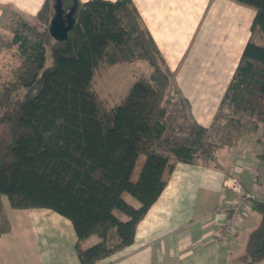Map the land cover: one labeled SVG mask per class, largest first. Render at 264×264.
<instances>
[{
	"label": "trees",
	"instance_id": "16d2710c",
	"mask_svg": "<svg viewBox=\"0 0 264 264\" xmlns=\"http://www.w3.org/2000/svg\"><path fill=\"white\" fill-rule=\"evenodd\" d=\"M75 2L67 40L51 36L55 0H45L8 45L17 57L0 89V236L11 230L4 197L13 209H49L72 223L80 263L97 264L133 244L177 163H195L201 150L213 158L223 144L196 122L133 0H62L65 15ZM237 2L256 15L223 103L260 131L264 164V0ZM139 61L149 74L109 106L94 85L101 66ZM251 207L260 220L235 264L264 260V202ZM92 236L100 241L83 248Z\"/></svg>",
	"mask_w": 264,
	"mask_h": 264
},
{
	"label": "crops",
	"instance_id": "0c3cea01",
	"mask_svg": "<svg viewBox=\"0 0 264 264\" xmlns=\"http://www.w3.org/2000/svg\"><path fill=\"white\" fill-rule=\"evenodd\" d=\"M44 2L0 0V18L12 12L34 18ZM133 2L189 100L196 122L208 128L211 140L218 143L213 131L224 107L231 112L223 99L252 35L256 10L237 0ZM228 117L232 119V113ZM236 124L241 130L243 126ZM257 135L254 130L240 132L210 161L177 163L138 224L133 244L97 264H234L260 216L251 206L246 208L235 232L223 240L224 217L217 207L231 196L224 187L228 175H238L248 189L256 187L255 171L261 165L257 156L263 150ZM2 200L11 230L0 236V264H81L70 220L49 209H13L6 197ZM127 201L140 206L131 196ZM99 241L92 236L82 246Z\"/></svg>",
	"mask_w": 264,
	"mask_h": 264
},
{
	"label": "rangeland",
	"instance_id": "374dc122",
	"mask_svg": "<svg viewBox=\"0 0 264 264\" xmlns=\"http://www.w3.org/2000/svg\"><path fill=\"white\" fill-rule=\"evenodd\" d=\"M34 18H27L15 12L6 13L0 18V89L5 80H12L11 69L16 61V51L9 43L11 42L15 30L21 27L22 22L31 23ZM261 39L259 38L258 41ZM149 74V68L145 62L139 61L133 64H115L110 65L104 63L98 74L95 77V89L100 97L107 102L109 106L116 105L128 93L130 87L141 75ZM228 106L219 113L218 119L220 123L214 128L213 139L218 141V144L227 145L234 141L236 136L242 133L252 134L254 128L247 124L237 125L228 116L231 115ZM240 130V131H239ZM246 130H249L246 132ZM255 131L254 133H259ZM183 136H178L177 141H183ZM213 141V140H212ZM214 142V141H213ZM210 157L207 156L204 150L199 153L198 161H208ZM145 161V156H140L133 172V178H138L139 172ZM210 161V160H209ZM256 216H258L256 214ZM236 260H234V264Z\"/></svg>",
	"mask_w": 264,
	"mask_h": 264
},
{
	"label": "built area",
	"instance_id": "2783aa9c",
	"mask_svg": "<svg viewBox=\"0 0 264 264\" xmlns=\"http://www.w3.org/2000/svg\"><path fill=\"white\" fill-rule=\"evenodd\" d=\"M257 184L254 189H248L238 175H228L224 187L231 193L226 201L221 202L217 207V212L224 217L220 238L228 239V235L235 232V228L242 220L244 210L253 202H264V164L255 171Z\"/></svg>",
	"mask_w": 264,
	"mask_h": 264
},
{
	"label": "water",
	"instance_id": "95a60500",
	"mask_svg": "<svg viewBox=\"0 0 264 264\" xmlns=\"http://www.w3.org/2000/svg\"><path fill=\"white\" fill-rule=\"evenodd\" d=\"M77 3L73 5L70 11L65 15L62 0H55V13L50 22V34L57 41H65L68 38V33L74 25L73 15Z\"/></svg>",
	"mask_w": 264,
	"mask_h": 264
}]
</instances>
